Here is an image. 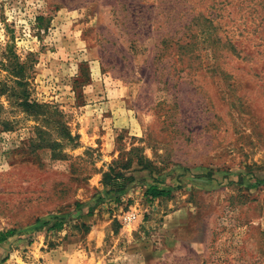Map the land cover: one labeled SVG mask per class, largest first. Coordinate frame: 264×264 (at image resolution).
I'll return each instance as SVG.
<instances>
[{"label": "rangeland", "instance_id": "rangeland-1", "mask_svg": "<svg viewBox=\"0 0 264 264\" xmlns=\"http://www.w3.org/2000/svg\"><path fill=\"white\" fill-rule=\"evenodd\" d=\"M9 43L0 264H264V0H0Z\"/></svg>", "mask_w": 264, "mask_h": 264}, {"label": "trees", "instance_id": "trees-1", "mask_svg": "<svg viewBox=\"0 0 264 264\" xmlns=\"http://www.w3.org/2000/svg\"><path fill=\"white\" fill-rule=\"evenodd\" d=\"M13 44L9 43L0 56V68L7 72L6 79L0 80V96L7 95L13 104L24 108H43L49 107V104H42L36 99L31 98L29 90L30 77L34 70L33 60L21 56L13 48ZM133 180L132 176H126L125 173L116 171L114 167H110V171L104 176V183L109 187L110 191L121 192L125 190L129 183ZM146 193L152 197L167 195L166 190L160 189L157 185H151ZM60 220H56L54 228L61 227ZM14 231L0 234V242L12 236Z\"/></svg>", "mask_w": 264, "mask_h": 264}, {"label": "built area", "instance_id": "built-area-1", "mask_svg": "<svg viewBox=\"0 0 264 264\" xmlns=\"http://www.w3.org/2000/svg\"><path fill=\"white\" fill-rule=\"evenodd\" d=\"M137 219V212L133 211L129 215L124 217V221L127 222V224H131Z\"/></svg>", "mask_w": 264, "mask_h": 264}]
</instances>
